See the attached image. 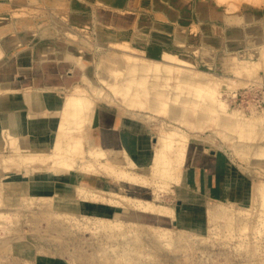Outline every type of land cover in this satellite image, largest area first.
Listing matches in <instances>:
<instances>
[{"label": "bare ground", "instance_id": "bare-ground-1", "mask_svg": "<svg viewBox=\"0 0 264 264\" xmlns=\"http://www.w3.org/2000/svg\"><path fill=\"white\" fill-rule=\"evenodd\" d=\"M22 5H19V8ZM26 13L21 15H27ZM8 15L2 14L0 16L6 17ZM50 18L52 21L48 25L45 20L37 23L34 18L27 22L24 19L19 20L17 18L9 22H6V20L3 22L4 20L0 18V68L9 63L8 57L11 52L18 53L20 50L23 54H33L37 66L42 65L46 61L48 63L51 60H54V62L68 61L72 63V58L75 59L78 51L82 50L80 49V41L68 42L64 40L66 36L61 31L66 28L55 24L54 15ZM228 19L229 23H225L223 27L225 35L223 36V41L225 40V43L228 41L229 43L231 41L234 42L245 31L250 35L251 33H257V30L251 31L247 24L244 28L230 26L231 23H236L240 20L236 16ZM245 19L252 20V16H246ZM34 27L37 29H34ZM259 28L261 36L264 37V22ZM57 40L60 46L58 49L54 45ZM263 42L264 39L259 38L252 43L258 45ZM34 50H37L36 54L33 53ZM224 52L227 54L225 50H221L222 55L216 52V54L214 52L208 53L207 49L201 48L202 55L200 56L212 60V73L182 71L177 76L179 82L176 85L170 82L173 79L171 70L164 69L157 73V69L152 68L153 64L146 65L144 63L141 64V62H133V64L128 65L125 61H118L119 66L116 68L123 69V75L116 83V81L114 82L110 79V75L106 72L108 67H112L109 60L104 62L101 67H95L92 71L93 65L91 63L86 64V59L80 62L76 69L80 72L79 74H81L84 83L91 90L93 89L95 93H91L88 87L77 84L63 95L59 111L45 113V115L35 113L32 114L33 119L26 118L23 111L24 108L21 105L23 103L19 102V100L12 103L2 99L0 96V128L3 131V136H0V146L6 141L5 143L8 144L7 151L14 153L21 160V163L24 162L20 164L18 170L21 171V176L30 177V183L27 181L21 189L24 192L22 199H25V202H22V209H28L32 216V218L27 216L29 218L27 221L25 220L26 218L24 219L25 221L23 220L24 222L20 220L22 221L20 223L19 219H17L19 216L17 207L6 208L9 206H2L6 205L4 196L7 190L5 189V174L0 173V236L4 235V238L0 241V264H11L3 257L4 253L26 263V260H29L28 256H31L35 250L38 255L49 252L54 254L57 251L60 255H55L56 257L53 260L55 262L66 261L72 255V260L75 262L73 264H184L183 260L190 258L189 254L186 256H172L170 251L178 247L186 251L184 248L186 247L187 249L191 240H197L202 242V244L204 242L208 243L205 236L210 230L216 231L219 228L224 229L226 226L235 224L238 227L235 229H239V231L236 230L237 232L235 231L236 234L234 236L239 235L241 238L243 237L241 234L244 233V228L246 230L256 224L260 226L256 225V228L255 226L250 227L251 230H258L259 228V231H264V179L255 180L256 182L251 189V206H259L261 208H257L259 211H252V208L255 209L256 206H252V208L250 206V210L244 204L238 205L236 202L230 201L231 204L232 202L237 204H234L236 205L233 208L235 210L234 213L230 212L231 209L224 202H211L209 205V217L212 225L205 233H202L197 231L191 217L186 215L187 212H180V209L178 210L175 206L158 204L151 199L132 197L110 188H94V186L87 183V180H83L80 177V175L85 177L100 175L105 170L109 174L116 175L118 179L126 180L125 183L134 187L145 185L149 181L148 177L141 176L142 174H147L160 186L162 184L169 186L171 184H181L180 186L191 191L197 190L199 184H201L199 181L202 178L206 180V176L203 177L202 174H199L197 177H185L189 134L180 129L176 125L177 123L194 124L197 128H203L208 122H213L217 125V131L233 143V150L236 154L241 157L249 156L250 159L252 157V161H256L259 157H264V114L261 112L248 116L240 109H227V101L220 95L218 87L225 80L231 79L229 74L234 71V67L232 68L230 63L232 58L224 56ZM104 58L106 59V56ZM244 61L249 62V60ZM72 64L76 63L73 62ZM254 65L255 63L252 65L247 63L239 67V69H241V72L249 74L253 70ZM94 71L96 73H93ZM96 77L101 81L100 87ZM102 83L111 90L113 97L117 98V105L128 114L134 113L128 111L127 108H136L135 106L139 102H143V100H147L150 109V113H141V116L147 122L153 121V118L158 116L160 112L167 113L169 121L164 122L154 136V143L151 146L152 153L136 154L133 151L132 142L126 136L123 140V146H121L108 144L103 139L102 130L91 134L93 125L100 124L99 121L104 116L101 109H99L97 99L113 103L107 98V93ZM203 91L206 93H202ZM134 97L137 99L134 100ZM193 110L197 113H192L194 112ZM27 120L34 122L33 129L30 124L26 123ZM41 124H46L45 129L47 128V131H50L44 138L34 135L37 129H40L37 126ZM234 132L238 133L237 136L234 135ZM240 138H244L245 141H241ZM14 154L8 153L3 158L0 157V162L7 164L9 160H15V163L18 164L16 158L13 159L10 156ZM40 165L44 167H40ZM43 170L47 174L49 173L51 177L56 176L58 178L70 172H75L77 176L76 183L74 182V189L68 190L64 182V188L61 187L55 192H59L64 198H74L76 196L81 203L78 206L64 205V207H56L52 204L51 202L54 200V196L51 194L52 180L43 181L39 178H31L33 173ZM68 182L72 183L71 181ZM25 193H30V195ZM26 196L27 199L25 198ZM100 198L104 201L103 204L107 208H112L114 212L94 216V213L90 212L89 207L92 206V203L98 204L97 199ZM39 200H46V205H41L43 201L36 205ZM40 207L43 209H41L42 211H39L38 208ZM88 208L89 211H85ZM120 208L126 211L121 213L119 212ZM79 209L81 213L77 211ZM127 210L136 211L137 214L135 216L129 215ZM245 212H247L246 216L244 215ZM42 213L44 215L46 213L55 215L58 221L47 224L46 227L42 226L38 219H34L38 217L36 214ZM20 214L23 215L25 213ZM178 215L182 216L177 226H168L164 223L166 219H173ZM243 215L245 217L250 215L253 220L250 217L246 220ZM44 217L46 218V216ZM233 217L238 218V220L236 222L235 220H228ZM60 218L62 221L59 220ZM220 218H225V223L216 222ZM70 219L77 220L79 223L81 221L84 222V226H88L89 229L94 228L92 233L96 234V236L101 234L97 241H91L89 245L94 251H88V248L84 249L85 247H78L80 246L78 244V246L73 247L74 249L72 252L70 251L69 255L64 257L63 253L65 252H60L61 246L60 248L58 247L59 250H53L54 247L49 241L52 239L60 240L61 238H59L58 234L72 230L70 227L63 226L67 222L66 220ZM232 230L234 231V229ZM45 231L50 232L51 238L42 236V232ZM218 231L220 232V229ZM253 233L251 240L247 241L248 238L245 243L244 239L242 240L244 242L237 243L236 247H243V249L246 248L251 251L254 247H257V240H252ZM52 234H56V236H52ZM254 236L258 237L257 235ZM24 239H28L30 242L31 239L37 240V243L36 245L35 243L27 245ZM40 239L46 241L40 242ZM214 241L209 244L212 243L215 246L216 243ZM75 243L74 245H76ZM20 245L23 246L22 250L18 247ZM59 245H63V240L59 241ZM206 245L205 247H198L199 256L194 258L199 259V262L197 261L199 264H214L217 260H215L216 254L214 251H207L211 247L207 249ZM261 247L263 248L264 246ZM239 249H237L238 252ZM193 251L195 252V249ZM249 255L251 256L252 254Z\"/></svg>", "mask_w": 264, "mask_h": 264}, {"label": "rangeland", "instance_id": "rangeland-1", "mask_svg": "<svg viewBox=\"0 0 264 264\" xmlns=\"http://www.w3.org/2000/svg\"><path fill=\"white\" fill-rule=\"evenodd\" d=\"M35 2L38 3V7L32 6L31 4H26L30 6H25L24 4L17 5V3L12 0L8 2L11 5L10 7L14 9L12 14H9L6 17L0 16V18L4 20L3 22H5V20L6 22H9L14 18H17L19 20L24 19V21L27 22L34 18L37 23L45 20L46 24L48 25L52 21L50 17L54 15L55 24L59 27L66 28L61 31V33L66 36H63L64 40L68 42L80 41V49H82L83 51L80 50L79 52L78 50H75L78 51V53L75 59L72 58V63L74 62L76 63V65H79L80 62L87 59L86 64L91 63V65H93V71L95 67L99 68L104 64V62L109 60L112 67H108V70L106 72L110 75V79L114 82L116 81V83L117 80L123 75V69L116 68L117 66H119L118 61H125L128 65L133 64V62H141V64L144 63L146 65L153 64L152 68L157 69V73H160L164 69L171 70L173 79L170 82L176 85L179 82L177 76H179L182 71L191 73H197L201 71L207 72L208 74L212 73V60L200 56L202 55L201 48H203L204 50L207 49L208 53L216 52L220 55H222L221 50H225L227 51V54L224 52V56L232 58L230 63L231 67H234V71L229 74V78L231 79L225 80V82L221 83L218 87L220 95L227 101V109H240L245 113V115L248 116H251L254 113L259 114L261 112L264 114V42L258 45L252 43L254 40H257L259 38L264 39V37L261 36V31L259 28L264 22V0H162V3H160V5L157 6L153 11H150L148 13H139L135 16L133 21L128 22L126 18L123 17H107L106 22L110 26H114L115 28H127L129 26L132 27L130 34L125 38H121L119 40H110V38L107 37L106 28L101 25L102 22H99L94 14L91 13L88 16H81L79 14L80 12L90 13L96 8V5L102 4L110 6V0H42ZM127 2L128 0H120V3L118 4V7L125 14L130 12V10L128 11L127 8ZM19 5L22 6L19 8ZM18 8L22 9V12L18 11ZM49 8H53L56 12L53 11L54 13L52 14V10H50ZM25 12H27V15H21ZM135 14H137V12H135ZM245 15L252 16V20H246ZM232 16H236L240 20H238L236 23H231L230 26H238L244 28V26L247 24L249 25V29L251 31L257 30V33H251L250 35L247 31H245L244 34L239 36V38L234 40V42L231 41L232 46L230 47L231 42L229 43L228 41L227 43H225V40L223 41V36H225L223 33V27L225 26V23H229L228 18ZM36 27H34V29H37ZM54 45L57 49L60 47L58 40L55 41ZM36 52L37 50H34L33 53L36 54ZM105 56L106 59L104 58ZM244 60H249V62H245ZM152 61L155 62L152 63ZM247 63H249V65L255 63L253 70H251L249 74L241 72V69H239V67ZM11 68L12 64L9 62L7 65L0 68V75L2 77H7L12 71ZM93 73L96 72L94 71ZM70 74L73 75L72 70L70 71ZM77 76V79L73 82L74 85H72L76 86L77 84H82L83 86L88 87L84 83L81 74H78ZM96 80L99 83L98 86L100 87L101 81L97 77ZM102 86L106 90L107 98L110 99L113 103H108L105 102V100L97 99L99 109H113L127 113L117 105V98L115 96L113 97L111 90H109V88H107L103 83ZM63 89L64 91L68 92L71 88L68 87L67 89ZM88 89L91 91V93H95L94 90H91L90 87H88ZM202 93L206 92L203 91ZM136 99L137 98L134 97V100ZM135 107L136 108L132 107L127 109L128 111L134 113L133 116H138L146 123H148V125L150 126L149 131L151 132L152 146L154 143V136L157 134V131L160 130L159 127H161L164 122L169 121L167 113L160 112L158 113V116L153 118V121L147 122L141 116V113H150L147 100L139 102ZM192 113L195 114L197 112L194 111ZM176 125L189 134V150L185 167V177H197L199 176V174L201 175V172L205 170H217L219 173L225 174V180H229L231 185L238 186L241 195L245 197L242 204H244L251 210L252 206H254H251L252 185L259 179H264V157H259V159H256V161H252V157L250 159L249 156L241 157L240 155L236 154L233 150V143L217 131V125H215V123L213 122H208L203 128H197L194 124L186 123H177ZM41 127L45 128L46 124H41L40 128ZM98 127V124L93 125L91 134L99 131L100 129ZM39 132L42 134L39 137L44 138V136L50 131H47L46 128L45 130ZM237 134V132H234L235 136H237ZM1 135L3 136V131L0 128V136ZM240 140L245 141L244 138H240ZM5 142H3V144H1L0 146L1 158L6 156L8 153L14 154L7 151L8 144ZM10 156L13 157V159L16 158L18 164L15 163V160H9L7 164L0 162V173L5 174V189L7 190L5 191L4 196L6 205L2 206H9L6 208L17 207V213L19 215L17 219H19V221H23L26 218L25 220L27 221L29 219L27 218V216L30 218H32V216L31 213L28 212V209L25 208V211L22 209V204L25 202V199H22L24 192H22L21 189L24 183L26 184L27 181L30 183V177L25 178L21 176V171L18 170L20 164H23L24 162L21 163V160L16 157L15 154ZM194 163H196V165H194ZM40 167L44 166L40 165ZM72 173L70 172L65 176H61V178H58L53 175V177H51L49 173L47 174V172L43 170L33 173L31 175V178H39L43 181H47L48 179L52 180L53 184L51 194L54 196V200L51 203L56 207H64V205L78 206V204H80L81 202L77 199L76 196L74 198H64L59 194V192H55L61 187L64 188V182L66 183L65 187L68 190L74 189V182L76 183L77 175L75 172ZM144 176H146V178L148 177L149 180L145 185L132 187L125 183L126 180L118 179L116 175L109 174V172L105 170H103L100 175L91 177L80 175L81 179L87 180V183L91 186H94V188H110L128 194L132 197H140L146 200L151 199L156 201L158 204L172 205L175 207L182 203V200H180V198L183 192L181 191L183 189L189 191V189L180 186L181 184H171V186L162 184L160 186L154 180H152L151 176L142 174L141 177ZM68 181H71L73 185ZM199 182L204 183L205 181L202 178V180H200ZM172 186L174 187V189ZM26 195H30V193ZM25 198L27 199V196ZM102 198L97 199L99 202L98 204H92L107 207L103 204L104 201L102 200ZM42 201L43 200H39L38 204L36 205H39V202L41 203ZM45 201L46 200H44V203L42 202L43 204L41 203V205L47 203V201ZM234 204L236 203H225V205L231 209L230 212L235 211L233 208L237 204ZM89 208L90 212L94 213V216L99 215V213L95 212V208L93 206H90ZM89 208L85 211L88 212ZM257 208L259 209L260 207L256 206V210L252 208V211H257ZM38 209L39 211L43 210L41 207ZM123 210L124 209L120 208L119 212L124 213L126 211ZM77 211L81 213L80 209ZM127 211L128 214L132 216H135L137 214V212L133 210ZM23 212L28 215H21L20 213ZM246 213L247 212H245L244 214L245 216ZM48 214L49 213H46V215H44L43 213L36 214L38 217L36 216L37 218L34 219H38V222H41L42 226L45 227L47 226V224L58 221L55 215L49 214L48 216ZM244 215L243 217L246 220L249 219V217L251 220H253L252 216L248 215L247 217H245ZM44 216H46V218ZM43 219L44 221H42ZM59 220L62 221L61 218ZM225 220V218H220L216 222L221 221L225 223ZM228 220H235L236 222L238 218L236 219L235 217H233ZM22 221H20V223ZM66 221L67 222L63 224V226L70 227V229L72 230L68 231L67 233L62 232L61 234H58L59 238H61L60 240H63V245L58 246L60 241L59 239H52L51 241H49V243L53 245L52 247H54L53 250H59L61 246L60 252H65L63 253L64 257L66 255H69L70 251H73V247L78 246V244L80 245L78 247H85L84 249L88 248V251H94V249H92L89 245L91 244V241H97V238L101 237V234H97V236L96 234H93L92 232L94 231V228L89 229L88 226H84V222L82 221L80 223L77 220L71 219ZM164 223L168 226H177L178 221L176 219H166ZM211 225L212 221L210 220V228ZM256 225L258 227L260 226L258 224ZM256 225L253 226H255L256 228ZM253 226L250 227L252 228ZM93 227L95 226L93 225ZM235 228L238 227L233 224L232 226H226L224 229L219 228L220 232L218 231L219 229H215L216 231L210 230V232L206 234L205 239L206 241H208V243L204 242L205 245L213 242L214 240V242L216 243L215 246L212 245V243L209 244L210 246L206 245L207 249L208 247H211L208 250L206 249L207 251H214V253L216 254L215 260H217L215 261V263L219 260L216 264H264V247H261L264 246V231H259V228L258 230L254 228L257 231L253 229L251 230V228L245 230L244 228V231H242L245 233V235H243L244 233L241 234L243 236V239L241 238V236L239 237V235H236V239L234 235L237 231H239V229ZM232 229H234V231ZM231 230L233 231V233ZM259 232H263V234ZM42 233V236L51 238L50 232L45 231ZM252 233L258 236L256 238L253 235L252 240H257L256 243L258 245L260 244V247L257 245V247H254L252 251L246 249L245 247V249H243V247H236L237 243H243L244 241L242 240L244 239L245 243L251 240ZM53 235L56 236V234H52V236ZM209 236H211L213 239ZM3 238L4 235L0 236V241ZM24 240L27 245L31 243H35L36 245L37 243V240L34 241L31 239V242L28 239ZM42 241L46 240L40 239V242ZM80 241H82V244L80 243ZM73 242H76V245H74ZM204 243L202 244V242H198L197 240H191L187 249L186 247L184 248L186 251L178 247L171 250L170 255L186 256L189 254V257L192 258V260H190V258L184 259V264H186V262L187 264H192L193 262L194 264H199V259L195 258L198 257L200 253L198 247H205ZM68 244H70V247L68 246ZM18 247L21 250L23 248L22 245ZM231 248L233 249L231 250ZM239 248L242 249L240 250ZM255 248L258 249V251H256ZM194 249L195 252L197 251L196 253L193 251ZM237 249H239V252L237 251ZM249 254L252 255L250 256ZM55 255L60 254L56 251V253L54 254H51L49 252L46 254L38 255L35 250L31 254V256H28L29 260H26V263L23 261L21 262L20 260H16L15 257L6 253H4L3 257L8 261V263L11 264H39L35 260L38 261L44 258L46 259V261H53L56 257ZM72 259L73 256L71 255L68 260H62V262L73 264L75 262Z\"/></svg>", "mask_w": 264, "mask_h": 264}, {"label": "crops", "instance_id": "crops-1", "mask_svg": "<svg viewBox=\"0 0 264 264\" xmlns=\"http://www.w3.org/2000/svg\"><path fill=\"white\" fill-rule=\"evenodd\" d=\"M10 1L12 0H0V14H12L14 9L10 7L11 5L8 3ZM13 1L16 2L17 5L31 4L32 6L38 7V3L35 1L42 0ZM110 2V6L102 4L96 5V8L90 13L80 12L79 14L81 16H88L91 13L94 14L97 20L103 23H101V25L106 28L107 37H109L110 40H119L128 36L132 27L115 28L107 24V17H123L126 18L128 22L133 21L135 16L139 13L153 11L162 3V0H128L127 8L130 12L127 14L118 7L120 0H110ZM17 10L22 12V9L18 8ZM50 10H52V14L56 12L53 8ZM135 12H137V14H135ZM21 52L20 50L18 53L11 52L9 54L8 61L12 64V71L7 77H2L0 75L1 98L12 103L18 100L23 103L21 105L24 108L23 111L26 118L33 119L32 114L35 113L38 115H45V113L59 111L62 105L63 95L66 93L63 88H72L74 85L73 82L80 73L76 69L78 68V64H72L68 61L54 62V60H51L52 62L48 61L47 63L46 61L43 62L42 65L37 66L33 54H23ZM70 70H73V75L70 74ZM51 71L52 73H50ZM101 111L104 116L99 121L100 124H98V128L102 130L103 139L108 144L123 146V140L126 136L132 142L133 151L136 154L143 155L151 152L150 146L152 141L148 123L138 116L136 117L133 116V114L120 112L119 110L101 109ZM26 123L30 124L33 129L34 122L32 120H30V122L27 120ZM42 130H45V128L41 127L37 129L34 135H42L39 132ZM202 176H206V180L204 179L205 182L199 184L197 190L194 189L191 192L190 190L187 191L183 189L181 191L183 192L180 198L182 203L177 205L176 208L180 209V211H186V215H189L192 223L196 225L197 231L205 233L210 226L209 205L211 202L218 201L228 203L233 201L240 205L244 202L245 197L241 195L238 186L231 185L229 180H225V174H221L217 170H205L202 172ZM91 205L95 208L96 213L102 215L114 212L112 208L94 204ZM181 216L182 215H178L173 219H176L179 223ZM35 261L39 264H67L63 262L46 261L44 258Z\"/></svg>", "mask_w": 264, "mask_h": 264}]
</instances>
